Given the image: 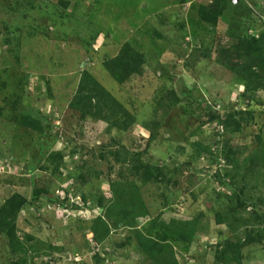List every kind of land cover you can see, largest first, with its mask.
I'll return each mask as SVG.
<instances>
[{"label":"rangeland","instance_id":"obj_1","mask_svg":"<svg viewBox=\"0 0 264 264\" xmlns=\"http://www.w3.org/2000/svg\"><path fill=\"white\" fill-rule=\"evenodd\" d=\"M248 43L262 57L252 0H0V264H160L135 233L161 242L173 219L196 223L170 264H264V68L232 72ZM121 145L165 182L116 164ZM125 178L148 215L114 194Z\"/></svg>","mask_w":264,"mask_h":264},{"label":"trees","instance_id":"obj_2","mask_svg":"<svg viewBox=\"0 0 264 264\" xmlns=\"http://www.w3.org/2000/svg\"><path fill=\"white\" fill-rule=\"evenodd\" d=\"M255 4L261 6V8H264V4H260L255 2L254 0H252ZM255 43L256 41L254 39H252ZM253 42V43H254ZM253 43H248V44H243V48H241V50L239 51L241 55L244 56L245 58V63L244 65H241L240 67H236L235 69L231 68L235 79L239 80L240 82H242L243 84L245 83L246 86H248L249 82H247V80L249 79L246 76V71L249 70L251 67L255 68V67H259L261 70H263L264 67V53H262V57H256L255 53V47L252 48V44ZM127 49H129L126 45ZM135 54V53H134ZM134 54L131 55L132 58H135ZM136 55V54H135ZM121 56V54H118L114 57L113 61L109 62L108 60H105L104 64L109 65L110 64H117L116 67H124L127 66V61L125 60V58ZM125 61V62H124ZM112 67V65H110ZM129 67V66H127ZM110 73L111 76L118 82H121L123 80V78L125 76H121V71H117V69H112L110 68ZM129 75V73L127 74ZM126 75V77H127ZM95 85H97V83H95ZM250 85V84H249ZM88 103V101H87ZM95 108L97 109L98 113L102 112V109L100 108L99 104L95 105ZM84 114H88V110H84L83 109ZM239 115L244 114L242 111H238ZM218 116V115H217ZM216 116V117H217ZM230 117V116H229ZM219 119V116L217 117V121ZM226 120V119H225ZM243 118L242 116L240 117L239 121H242ZM219 122L222 123V121L219 119ZM114 124V123H113ZM235 130L239 131V127H240V122H236L235 123ZM127 124H125L126 126ZM114 126V125H113ZM205 151H207L209 154H211V151L208 148H204ZM213 152V151H212ZM214 153V152H213ZM212 153V154H213ZM113 160L116 164H120L121 166H127L129 169V174L131 176H133L134 178H137L138 181H140V183L142 184H147L150 181H154L156 180V182H165L164 179L162 180V177L160 178L161 175H158V173L162 172V169L155 167L150 165V164H145L143 163V161H141V159L138 157L137 154L133 153L132 151H130L129 149L125 148L123 145H121L116 151L111 153ZM211 162L212 163H217L218 158L215 156L211 157ZM224 164H231V161H228L227 159L224 158ZM252 169V168H251ZM139 170L143 171L141 174L139 173ZM155 170L154 173H152V171ZM233 178L230 180H228L227 182L223 179L221 181V184L223 186H225L227 189H231L232 190V194H234V188L232 187L234 182H233ZM111 187L112 190L114 192V194L116 195V188L117 187H122L121 189V195H120V199L125 201L124 206L128 207L130 206L131 211H133L137 216H142L144 214H147V208L143 205L142 203V199L140 197V195L135 197H131L129 195V193L132 190H135L136 193H138V188L136 187L135 183L133 181H129L128 178H125L123 180H119V181H115L111 183ZM139 194V193H138ZM127 198H126V197ZM232 196V195H231ZM231 196H227V197H231ZM134 201H137L139 203V209L142 211V213H139L136 211L135 209V205H134ZM216 222L222 223L223 221H225L222 218V215L220 213L216 214ZM15 218V214L14 217L12 216V219ZM156 218L153 219L151 228H153V223L155 222ZM195 221H176L175 219L170 220V222L168 224H163V222H161L160 226H161V230H163L165 234L163 235L164 237H162L161 242H159V240L156 239H152L150 237H145L143 236L141 233H139L138 231L135 233V238L137 240V245L138 248L144 253L145 257L150 258L151 260H155V262H159L160 264H170V263H174L175 262V258H174V254L173 252L170 250V241H174L180 244H183L185 246H189V242L190 240H192L193 236H194V228H195ZM130 224V223H129ZM131 226V225H130ZM132 227V226H131ZM0 228H2V231L4 234H7L8 236H11V233H6L9 232L10 229H13L12 223H0ZM9 229V230H8ZM89 231L93 233V238L96 242H102L108 235L109 233V228L108 225L100 218V217H96L94 220L91 221V226L89 228ZM228 248L230 249V251L234 252L233 256L231 257L234 261H239V254H240V245H236V244H230L228 246ZM104 262V259L100 258V260L97 259V262Z\"/></svg>","mask_w":264,"mask_h":264},{"label":"built area","instance_id":"obj_3","mask_svg":"<svg viewBox=\"0 0 264 264\" xmlns=\"http://www.w3.org/2000/svg\"><path fill=\"white\" fill-rule=\"evenodd\" d=\"M257 3L264 4V0H254Z\"/></svg>","mask_w":264,"mask_h":264}]
</instances>
